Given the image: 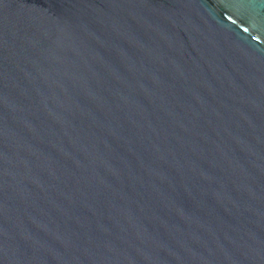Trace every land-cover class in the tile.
I'll use <instances>...</instances> for the list:
<instances>
[{"label":"water","instance_id":"obj_1","mask_svg":"<svg viewBox=\"0 0 264 264\" xmlns=\"http://www.w3.org/2000/svg\"><path fill=\"white\" fill-rule=\"evenodd\" d=\"M0 264H264V0H0Z\"/></svg>","mask_w":264,"mask_h":264}]
</instances>
